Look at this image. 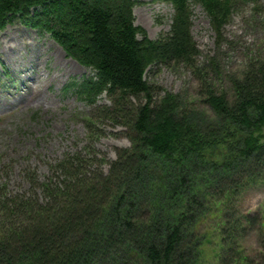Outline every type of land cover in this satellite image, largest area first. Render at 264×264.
Here are the masks:
<instances>
[{
    "label": "trees",
    "instance_id": "trees-1",
    "mask_svg": "<svg viewBox=\"0 0 264 264\" xmlns=\"http://www.w3.org/2000/svg\"><path fill=\"white\" fill-rule=\"evenodd\" d=\"M167 1L170 29L151 40L135 24L137 0H0V33L18 22L47 34L89 70L65 86L96 108L86 129L97 135L107 120L131 144L107 171L95 154H69L45 182L26 172L18 190L0 169V264H200L212 235L199 227L216 214L217 264H264V219L228 204L264 178V58L231 80L230 97L217 92V63L198 62L191 5L221 45L241 0ZM156 65L189 69L213 117L202 120L169 92L153 100L145 74ZM103 96L109 105H97ZM252 231L260 248L248 253L242 241Z\"/></svg>",
    "mask_w": 264,
    "mask_h": 264
},
{
    "label": "rangeland",
    "instance_id": "rangeland-1",
    "mask_svg": "<svg viewBox=\"0 0 264 264\" xmlns=\"http://www.w3.org/2000/svg\"><path fill=\"white\" fill-rule=\"evenodd\" d=\"M137 1L136 25L151 40L167 34L174 14L172 4L167 0ZM191 10V34L199 50L198 62L206 65L213 59L217 63L218 77H213V87L230 97L231 80L240 78L252 59L264 58V0H241L235 6L221 45L216 44L202 8L191 5ZM89 74L47 34L18 22L0 33V169L11 190L26 187L28 171L35 173L38 181H47L50 168L74 153L95 154V163L102 162L107 171L105 162L114 160L118 150L130 147L126 130L112 127L107 120L96 126L97 135L86 129L87 118L95 115L96 108L80 101L74 90H66L65 86ZM145 79L155 88L153 100L169 92L178 95L188 111H194L202 120L213 117L202 102L198 80L186 67L152 66ZM103 104L109 105L105 96L97 103ZM228 204L235 213L258 214L264 219V178L250 183ZM219 217L210 215L199 227L201 233L212 235L211 243L202 248L200 264H217L214 229ZM242 245L248 253L258 251V233L250 232Z\"/></svg>",
    "mask_w": 264,
    "mask_h": 264
},
{
    "label": "bare ground",
    "instance_id": "bare-ground-1",
    "mask_svg": "<svg viewBox=\"0 0 264 264\" xmlns=\"http://www.w3.org/2000/svg\"><path fill=\"white\" fill-rule=\"evenodd\" d=\"M136 24V23H135ZM60 51H61V49H60ZM61 54H62V56H63V52L61 51ZM75 61V60H74ZM25 97V95H23L22 97H21V99L22 98H24ZM17 102H19V100L17 101ZM13 104V103H12Z\"/></svg>",
    "mask_w": 264,
    "mask_h": 264
}]
</instances>
